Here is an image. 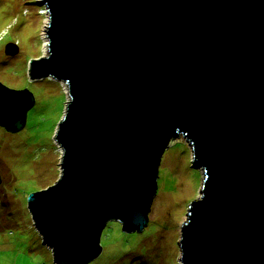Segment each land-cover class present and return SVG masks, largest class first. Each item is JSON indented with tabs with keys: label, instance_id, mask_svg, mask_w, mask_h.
I'll return each instance as SVG.
<instances>
[{
	"label": "water",
	"instance_id": "water-1",
	"mask_svg": "<svg viewBox=\"0 0 264 264\" xmlns=\"http://www.w3.org/2000/svg\"><path fill=\"white\" fill-rule=\"evenodd\" d=\"M47 57L67 86L60 174L26 198L53 264H87L108 221L139 232L157 168L181 135L203 172L180 264H264V0H40ZM33 99L0 84V126Z\"/></svg>",
	"mask_w": 264,
	"mask_h": 264
},
{
	"label": "rangeland",
	"instance_id": "rangeland-1",
	"mask_svg": "<svg viewBox=\"0 0 264 264\" xmlns=\"http://www.w3.org/2000/svg\"><path fill=\"white\" fill-rule=\"evenodd\" d=\"M40 0H0V84L26 89L32 105L16 130L0 126V264H53L33 227L26 198L59 177L61 150L54 138L68 100L67 86L51 77L31 79V61L47 57L48 15ZM47 14V13H46ZM191 164V148L179 135L164 149L156 191L139 232L108 221L99 255L87 264H180L176 241L186 206L199 197L203 172Z\"/></svg>",
	"mask_w": 264,
	"mask_h": 264
},
{
	"label": "bare ground",
	"instance_id": "bare-ground-1",
	"mask_svg": "<svg viewBox=\"0 0 264 264\" xmlns=\"http://www.w3.org/2000/svg\"><path fill=\"white\" fill-rule=\"evenodd\" d=\"M46 13H47V12H46ZM46 13H44V15H47ZM46 42H47V39L44 37V38H43V50H44V51H46V50H45V48H46Z\"/></svg>",
	"mask_w": 264,
	"mask_h": 264
}]
</instances>
